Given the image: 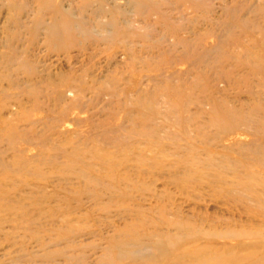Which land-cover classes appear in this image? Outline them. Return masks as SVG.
Listing matches in <instances>:
<instances>
[{
    "label": "rangeland",
    "instance_id": "374dc122",
    "mask_svg": "<svg viewBox=\"0 0 264 264\" xmlns=\"http://www.w3.org/2000/svg\"><path fill=\"white\" fill-rule=\"evenodd\" d=\"M0 264H264V0H0Z\"/></svg>",
    "mask_w": 264,
    "mask_h": 264
}]
</instances>
